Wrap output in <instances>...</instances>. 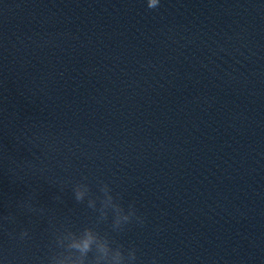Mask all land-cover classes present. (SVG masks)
Returning <instances> with one entry per match:
<instances>
[{
  "label": "clouds",
  "instance_id": "obj_1",
  "mask_svg": "<svg viewBox=\"0 0 264 264\" xmlns=\"http://www.w3.org/2000/svg\"><path fill=\"white\" fill-rule=\"evenodd\" d=\"M158 2H159V0H147V6L150 9L155 8L158 5ZM76 199L78 201L82 199V194L80 192L76 193ZM133 215H134V211H133ZM85 248H87V244H85ZM133 259H135V256H133Z\"/></svg>",
  "mask_w": 264,
  "mask_h": 264
}]
</instances>
